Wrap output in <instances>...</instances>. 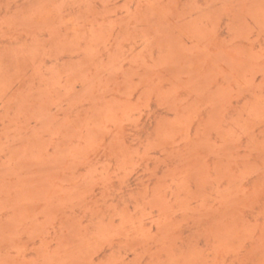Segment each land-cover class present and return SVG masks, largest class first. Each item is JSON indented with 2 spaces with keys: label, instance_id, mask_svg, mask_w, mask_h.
<instances>
[{
  "label": "rangeland",
  "instance_id": "1",
  "mask_svg": "<svg viewBox=\"0 0 264 264\" xmlns=\"http://www.w3.org/2000/svg\"><path fill=\"white\" fill-rule=\"evenodd\" d=\"M0 264H264V0H0Z\"/></svg>",
  "mask_w": 264,
  "mask_h": 264
}]
</instances>
